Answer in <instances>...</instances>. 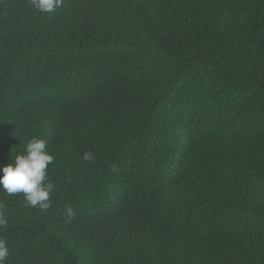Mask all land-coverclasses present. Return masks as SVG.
I'll return each instance as SVG.
<instances>
[{
  "label": "trees",
  "instance_id": "1",
  "mask_svg": "<svg viewBox=\"0 0 264 264\" xmlns=\"http://www.w3.org/2000/svg\"><path fill=\"white\" fill-rule=\"evenodd\" d=\"M33 137L6 264H264V0H0V166Z\"/></svg>",
  "mask_w": 264,
  "mask_h": 264
},
{
  "label": "clouds",
  "instance_id": "2",
  "mask_svg": "<svg viewBox=\"0 0 264 264\" xmlns=\"http://www.w3.org/2000/svg\"><path fill=\"white\" fill-rule=\"evenodd\" d=\"M63 0H31L32 5L40 12H52L61 6ZM47 139L33 137L23 152L15 155L10 163L0 166V189L7 194L23 193L26 203L31 207L47 209L50 207V193L54 185L46 182L48 166L54 156L47 151ZM85 161L94 159L92 152L83 154ZM3 205L0 204V208ZM71 215V210H69ZM8 221L0 211V229L7 227ZM7 241L0 238V264H6L9 256Z\"/></svg>",
  "mask_w": 264,
  "mask_h": 264
}]
</instances>
